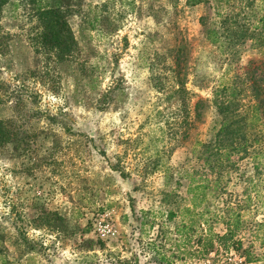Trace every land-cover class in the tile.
Segmentation results:
<instances>
[{"label":"rangeland","instance_id":"1","mask_svg":"<svg viewBox=\"0 0 264 264\" xmlns=\"http://www.w3.org/2000/svg\"><path fill=\"white\" fill-rule=\"evenodd\" d=\"M76 3L70 24L80 46L78 68L87 67L82 75L71 62L54 64L45 59L40 63L28 37L19 33L25 31L9 28L18 34L11 44V65L2 68L0 78L26 103L27 126L53 133L59 144L54 163L36 170L35 175L48 176L44 180L36 176L33 181L19 172V162L0 154L2 260L6 264H136L135 250L141 264L147 260L150 264H225L224 257L232 253L230 241L212 237L217 252L204 257L202 245L195 241L210 232H224L222 217L231 213L235 198L237 206L232 205L240 208L241 221L235 238L248 246L249 264H264V165L253 178L249 201L241 178L252 172L250 162L239 160L245 173L222 177L225 186L213 193L216 196L209 191L193 210L194 221L188 220L180 211L189 206L186 175L214 178L194 163L192 153L196 142L205 137L212 115L193 121L186 136L179 101L169 98L170 57L177 47H182L190 111L195 100L210 97L213 87L231 82L235 75L238 79L248 59L264 60V0H204L192 6L185 0ZM13 12L12 6L4 7L6 16ZM211 30L216 32L214 42ZM32 68H37L34 73L27 72ZM248 99L246 92L241 100ZM169 164L180 167L182 174L173 192L162 186V168ZM111 165L127 175L119 176ZM32 196L67 218L63 230L29 223L23 204ZM129 206L143 222L141 234L130 232L124 217ZM73 207L82 218L76 220ZM99 208L104 210L98 213ZM167 210L176 216L166 219ZM212 214L216 220L209 218ZM86 218L91 228L82 240L78 230ZM189 223L191 230L175 231L176 224L186 228ZM131 234L136 239H129ZM91 238L102 240L103 248L87 247ZM31 242L40 244L42 251H30ZM161 255L166 259L158 260Z\"/></svg>","mask_w":264,"mask_h":264},{"label":"trees","instance_id":"2","mask_svg":"<svg viewBox=\"0 0 264 264\" xmlns=\"http://www.w3.org/2000/svg\"><path fill=\"white\" fill-rule=\"evenodd\" d=\"M76 1L0 0V73L2 68L11 65V44L14 41L13 36L18 33H12L9 28H14L25 31L18 32L21 33L20 35L24 34L25 37H28V45L32 54L40 63L41 60L45 59H49L54 64L71 62L76 65V73L82 75L87 67L78 68L79 62L76 58L80 52V46L70 24V18L77 9ZM202 1L204 0H185V3L192 6ZM8 5L12 6L14 10L12 16L4 14V7ZM208 33L211 34V42L216 41V32L211 30ZM42 56L43 58H41ZM181 56L182 47H177L170 57L171 64H169V68L172 82L169 87L171 93L169 98L179 101L182 133L187 136L193 121L202 120L210 112L212 115L205 131V137L196 142L192 153L195 154L194 163H197L199 168L203 167L205 171L214 175V178L210 181L207 179L197 180L194 176L186 175L189 181L185 184L184 192L188 195L189 206H183L180 211L184 212L183 215L185 214L187 219L190 220L195 217L193 210L206 200L209 191L211 192L210 195L216 196L213 193L216 190L218 192L220 188L222 189L225 186L221 182L222 177H227L230 173L232 175L239 171V175L242 172L245 173V169L240 170L241 168L238 166L237 161L239 160L250 162L249 169L252 172L249 171V174L242 176L241 179L244 183L246 201L251 198L249 191L255 186L253 178L261 172V165H264V60L248 59L247 63L242 66L238 79L235 75L231 82L221 83L213 87L210 97L195 100L190 111V92L186 90L184 85L186 75L182 71L184 64L181 62L184 59H180ZM36 69L32 68L27 72L34 73ZM76 77L80 78L79 76ZM193 85L200 86L197 82H193ZM157 86V88H160V83ZM246 92L249 99L247 102H242V95H245ZM25 104L17 92L10 89L9 85L0 78V154L19 162L21 165L18 168L19 172L34 181L37 176L35 175L36 170L43 167L42 165L46 166L54 163L59 142L53 133L34 128L31 125L27 126L29 124V114ZM103 153L102 150L101 155H104ZM110 168L121 177L127 175L116 165H111ZM183 170L185 171V169ZM37 177L43 180L49 179L48 176L45 177L44 175ZM179 177H182L180 167L171 164L163 166V188L169 187L168 190L173 192L180 184ZM126 196L131 200L129 193H126ZM238 201L235 198L231 200V213L222 217L225 225L223 233L212 234L210 232V235L196 238L195 243L202 245L203 257L207 256L210 251L217 252L212 241V237H215L222 243L225 240L230 241L228 246H230L232 253L241 256L247 263L252 261L248 246L244 247L241 240L235 238V234L241 228L240 208L235 210V207H233V205L237 206L235 203ZM225 204L227 205V202ZM23 208L29 215L30 220L28 221L31 225L40 226L45 224L55 229L56 227H59L60 230L64 229L63 224H65L67 218L57 209L52 210L39 202L38 197L32 196L24 202ZM103 210L104 208H99L98 213ZM72 212L76 213V220L83 216L78 208L73 207ZM212 215L209 218L213 217L216 220L215 214ZM175 216L176 212L173 210H167L165 214L168 220ZM124 217L128 221L131 233H135V231H138L136 232L137 235L142 233L143 222L140 218L138 220L132 207L129 206V211ZM76 220L71 222L73 229L77 226ZM203 222L206 223L207 219H204ZM191 227V223L186 228L183 224H176L175 231L182 234L186 229L191 230ZM90 228L91 220L86 218L80 230H78L82 240L85 238L83 233H89ZM208 229L210 230L209 226ZM19 236L25 243L26 238L24 235L22 236L21 233ZM130 238L136 239L132 234ZM33 246H36L37 249ZM87 247L101 249L103 248V242L98 238H91L87 242ZM28 249L30 251H42L43 247L40 244L36 245L31 242L28 244ZM155 254H157V251L152 248L154 257ZM133 259L136 264H141L135 250ZM157 259L165 260L166 258L161 255ZM150 263L151 260H147L146 263L142 264ZM0 264H6V261L2 260V256H0Z\"/></svg>","mask_w":264,"mask_h":264},{"label":"built area","instance_id":"3","mask_svg":"<svg viewBox=\"0 0 264 264\" xmlns=\"http://www.w3.org/2000/svg\"><path fill=\"white\" fill-rule=\"evenodd\" d=\"M225 264H249L243 260L241 256H238L234 253H229L226 257H224Z\"/></svg>","mask_w":264,"mask_h":264}]
</instances>
